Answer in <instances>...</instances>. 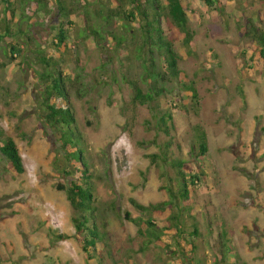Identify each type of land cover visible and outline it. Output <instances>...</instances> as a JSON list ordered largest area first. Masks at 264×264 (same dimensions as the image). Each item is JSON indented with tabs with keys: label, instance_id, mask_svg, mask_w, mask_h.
<instances>
[{
	"label": "rangeland",
	"instance_id": "obj_1",
	"mask_svg": "<svg viewBox=\"0 0 264 264\" xmlns=\"http://www.w3.org/2000/svg\"><path fill=\"white\" fill-rule=\"evenodd\" d=\"M78 1L92 14L93 5L88 4L93 0ZM210 1L182 0L194 37L191 53L179 52L178 66L185 80L194 82L199 106L187 102L186 111H181L185 92L175 80L160 98L161 108L170 109L173 116L168 158L182 159L205 172L191 187L194 217L183 218L184 236L197 247L194 257L176 256L164 246L146 243L138 226L125 217L142 215L131 199L143 205L168 201L175 176L170 164L150 160L149 155L163 153L169 139L157 132L150 106H138L133 120L126 108L131 89L123 76L139 74V61L127 59L125 51L115 52L106 34L100 42L93 36L79 38L86 18L80 12L70 17L73 25L66 44L55 45L60 22L55 0H49L52 13L40 12L30 26L25 18H17L18 13L9 21L0 3V33L8 22L22 45L20 54L10 60L6 41L0 42L4 64L0 125L16 140L25 166L24 173L14 175L0 152V264H95L74 237L75 212L58 188L80 173L63 172L71 163L58 133L42 118V86L36 71L43 66L36 59L37 47L62 60L64 74H80L71 87L70 102L96 176V223L105 243L95 255L103 264H194L192 259L214 264L222 252L224 264H264V67L253 40L238 28L250 18L264 26V0ZM26 7L25 14L31 13ZM27 34L35 38L31 44L23 42ZM174 104L177 108L172 110ZM197 125L205 131L208 144L200 164L195 159ZM171 213L166 209L152 216L162 227ZM193 225L199 236L191 235ZM224 232L230 238V251L224 246H228ZM181 245L183 251L189 250L183 240Z\"/></svg>",
	"mask_w": 264,
	"mask_h": 264
},
{
	"label": "trees",
	"instance_id": "obj_2",
	"mask_svg": "<svg viewBox=\"0 0 264 264\" xmlns=\"http://www.w3.org/2000/svg\"><path fill=\"white\" fill-rule=\"evenodd\" d=\"M57 14L60 16L56 27V44H66L68 28L73 25L70 17L77 12L84 13L85 27L80 31L79 38L86 39L93 36L96 42L105 41L106 36L111 39L115 52H126L127 59L139 61L141 72L139 74L126 73L123 80L130 86L131 95L126 108L133 114L138 106L148 105L154 113L155 128L157 132L164 133L169 139L164 143L163 153L149 155L152 163L161 160L170 164L174 170V184L169 188L170 199L158 204L143 205L131 199L132 205L141 212L137 218L125 214L126 219L133 221L138 226V232L146 238V243H153L163 249H170L173 255L191 254L194 257L196 245L187 240L183 218L194 217L196 209L191 187H195L201 181L205 172L203 169L191 168L182 159L168 158L173 137L170 130L173 127L171 110L161 108L160 98L168 91L167 84L177 82L179 89L185 92L181 96V111H186L187 102L193 106H199V98L194 82H187L185 73L179 69V52L189 55L192 51L194 32L189 26L188 12L182 0H93L88 5H93L92 14L89 8L79 6L78 0H55ZM208 3L212 1L207 0ZM4 13L14 19L17 13L18 19H26L28 26L34 23V17L40 12L48 15L52 13L49 8V0H0ZM26 6H30L31 13L25 14ZM91 15V17H90ZM90 18V21H89ZM95 19V22L92 21ZM115 27V28H114ZM117 27V28H116ZM239 30L248 39L254 42V48L259 54L264 67V26L260 25L259 19L248 21L245 26L238 24ZM22 32L21 29L18 30ZM106 34V36H104ZM10 28L8 22L0 33V42L6 41L10 52V60L15 59V54L21 52V43ZM25 43L31 44L35 40L31 34L26 35ZM55 41V40H54ZM55 43V42H54ZM37 60L42 64V71H36L37 79L42 89L40 90L43 105V115L47 125L59 135L60 146L69 159L71 165L63 172L72 176L73 171L80 173L79 178L72 179L67 184H60L58 188L64 191L67 200L73 208L75 215L72 222L75 227L74 237L86 253L88 259L94 260L95 264H103L102 260L95 255L100 244L105 243V234L96 223L97 207L94 194L95 174L91 171L83 148L82 134L79 130L74 108L70 102L71 87L79 79V72L75 75L64 74L62 60L52 58L45 54V50L37 47L34 51ZM4 65L0 63V66ZM78 91V89H77ZM61 101V104L55 103ZM177 105H171L176 109ZM134 115V116H133ZM197 139V153L195 159L198 163L205 160L208 144L205 131L199 126L194 128ZM0 152L6 161V169L14 175L25 172L23 158L16 140L6 134L0 125ZM181 202L184 206L181 207ZM166 209L172 210L168 217V224L159 227L153 214H161ZM191 235L199 236L198 228L193 225ZM224 235L227 237L226 232ZM62 239L67 236H60ZM165 238L169 242H165ZM189 246L188 251H183L181 241ZM227 251L231 249L230 238L227 237ZM224 252L216 258L214 264H224ZM181 258V257H180ZM182 262L183 259H182ZM194 264L199 261L192 259Z\"/></svg>",
	"mask_w": 264,
	"mask_h": 264
}]
</instances>
